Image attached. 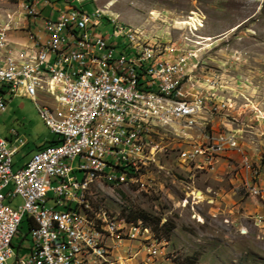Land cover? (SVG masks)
<instances>
[{
    "label": "built area",
    "instance_id": "built-area-1",
    "mask_svg": "<svg viewBox=\"0 0 264 264\" xmlns=\"http://www.w3.org/2000/svg\"><path fill=\"white\" fill-rule=\"evenodd\" d=\"M26 10L33 17L40 13ZM17 18L13 13L0 15V61L4 63L0 112L13 97H29L57 138L13 169V157L26 142L16 131L10 132V139L0 137V264L9 260L11 264H153L154 258L162 257L161 243L121 223L113 234H105L107 216H97L91 205L79 206L84 192L71 191V183L80 184L78 174L94 173L96 165H104V172H119L121 180L128 177L132 155L145 145L142 136L154 130L167 129L185 140L188 146L180 152L179 161L195 172L205 166L200 157L213 159V153L209 147L194 153L193 143L212 139V145L229 149L223 160L235 163L239 180L264 185V174L241 148L238 136L227 142V135L234 132L207 131L205 120L194 117V109L207 111V98L189 92L193 85L186 79L189 58L179 51L177 42L150 48L147 39L145 46H137L125 30L100 34L97 27L105 19L99 18L97 10L88 14L69 2L54 18L42 19L41 34L27 31L26 37L10 36L23 30ZM116 34H123L126 50H118ZM130 48L142 52V59L131 58ZM40 82H47V94H40ZM141 91H160V97L189 103L191 113L144 106ZM208 101L210 108H222ZM184 120L195 121V129H184ZM124 126L136 132L137 144H126L129 134H124ZM112 134H119V142H112ZM115 150L127 152V160L115 158ZM16 197L22 202L10 205ZM70 198L78 199L74 213L61 209V202L70 203ZM25 216L31 243L18 246L15 253L13 238ZM258 216L254 219L263 224ZM67 218H74V225H67ZM94 223H102L101 233H93ZM54 231L63 232L62 242H54ZM123 231H130V238H123ZM87 243H95V251H87ZM22 246L25 255L19 258ZM69 246L77 247V255H69Z\"/></svg>",
    "mask_w": 264,
    "mask_h": 264
},
{
    "label": "rangeland",
    "instance_id": "rangeland-1",
    "mask_svg": "<svg viewBox=\"0 0 264 264\" xmlns=\"http://www.w3.org/2000/svg\"><path fill=\"white\" fill-rule=\"evenodd\" d=\"M29 1L0 0V15L13 13L17 26L23 28L10 36L26 37L29 30L41 34L42 19L54 18L69 2L88 14L105 10L115 19L112 25L103 18L97 27L100 34L127 30L137 46H145L147 39L150 48L177 42L179 51L189 58L186 79L193 84L189 92L207 98V111L201 109L194 117L203 114L207 131L234 132L228 135L234 141L238 136L241 148L264 174V0H86L83 4L40 0L34 8L40 12L36 21L26 10ZM118 36L121 47L126 42L123 34ZM190 51L192 57H188ZM208 100L222 108H210ZM184 129L194 130L195 125ZM11 131L26 142L13 157V169L25 163L35 147L57 138L40 118L34 101L20 95L0 112V137L10 139ZM146 139L137 176L129 174L113 182L96 179L91 184L87 199L94 210H102L108 220L127 228L131 224L135 233L161 243L164 254L154 258L153 264H264V222L259 225L254 219L259 215L264 220V185L239 180L235 163L223 160L229 156L228 148L213 151L204 140L194 142V153L204 147L213 153V159L200 157L205 166L195 172L192 166L180 164V152L188 146L184 139L167 129L154 130ZM78 176L81 180L82 175ZM195 192H201L202 198L195 199ZM21 202L16 197L9 204ZM139 213L145 221L126 217ZM166 221L174 227L171 231L168 226L161 228L160 233L158 228ZM28 228L25 216L13 238L15 253L18 246L31 243ZM123 238L130 235L123 231ZM21 250L23 246L19 258L25 255Z\"/></svg>",
    "mask_w": 264,
    "mask_h": 264
},
{
    "label": "bare ground",
    "instance_id": "bare-ground-1",
    "mask_svg": "<svg viewBox=\"0 0 264 264\" xmlns=\"http://www.w3.org/2000/svg\"><path fill=\"white\" fill-rule=\"evenodd\" d=\"M97 13L100 19L109 18V22L112 25H115V19L110 17V15L101 9H97ZM129 37H132L133 41L135 42V36L131 33L129 34L127 30H125ZM113 33H116L113 30ZM119 34H116V38H119ZM136 44V42H135ZM137 45V44H136ZM118 50H126V44L119 47ZM130 57L135 59H142V52H139L137 48H130ZM0 70H4V63L0 61ZM40 94H47V82H40ZM141 98L144 99V106L147 107H158V108H166L172 109L174 111L182 112V113H191V106L189 103H186L182 100H176L172 97H160V91H141ZM201 109H194V114L198 113ZM199 120H204L206 118L202 115L197 117ZM195 125V121L192 120H184V126L186 125ZM51 131V127H48ZM124 134H129L126 137V144L128 145H135L138 143V136L136 132H131V126H124ZM147 134L142 136V144L146 143ZM207 145L213 151H217L220 149L219 145H212V139H203ZM112 142H119V134H112ZM227 142H234V136L227 135ZM144 146H139V154L132 155V164L133 167L129 170V174L137 176V171L139 167V163H143L144 159V151L147 149ZM141 156V158H140ZM115 158H120V160H127V152H122V150H115ZM128 177H125V180ZM96 179L99 180H107L109 182L119 181L121 180V175L117 176L115 171H108L104 172V165H96L94 166V173L84 174L79 183H71V191H80L82 190L84 194L79 199V206L81 207H88L90 206L87 194L91 187V184L95 182ZM196 193V192H195ZM193 195V194H191ZM196 196L201 199L202 194L200 192L196 193ZM78 206V199L77 198H70L69 202H61V209H65L66 213H74V208ZM94 213L97 216H106L105 212L100 209H95ZM200 219V218H199ZM119 223L117 221L106 220L105 222V234H113L115 232V228ZM128 224V223H127ZM67 225H74V218H67ZM126 225V224H124ZM123 225V226H124ZM128 228L134 229L131 224ZM102 230V223H94L93 224V233H101ZM245 232L244 230L242 231ZM130 235V231H126ZM63 241V232L61 231H54V242H62ZM87 251H95V243H87ZM69 255H77V247L76 246H69Z\"/></svg>",
    "mask_w": 264,
    "mask_h": 264
},
{
    "label": "trees",
    "instance_id": "trees-1",
    "mask_svg": "<svg viewBox=\"0 0 264 264\" xmlns=\"http://www.w3.org/2000/svg\"><path fill=\"white\" fill-rule=\"evenodd\" d=\"M50 144H53V143H55V140H53V141H51V142H49ZM42 146H37V147H35V149H34V151H36V150H38V149H40ZM34 151H32V152H34ZM141 214L139 213V214H135V215H131V214H129V215H127L126 217L128 218V220H131V221H133L132 219H134V220H144V217L142 216V218H141ZM145 221V220H144ZM134 222V221H133ZM158 225V222H156V226ZM166 226H168V228H167V231H171V229H173V225L172 224H169V222H165V223H163V225L162 226H159V228H158V230L160 231V233H161V228L162 229H164V228H166ZM156 229V228H155Z\"/></svg>",
    "mask_w": 264,
    "mask_h": 264
},
{
    "label": "crops",
    "instance_id": "crops-1",
    "mask_svg": "<svg viewBox=\"0 0 264 264\" xmlns=\"http://www.w3.org/2000/svg\"><path fill=\"white\" fill-rule=\"evenodd\" d=\"M32 3L29 5V8H35V6L38 4V2L40 1V0H30ZM29 1V2H30ZM65 1H67V0H65ZM45 2V1H44ZM67 5H65L64 7H66ZM60 10V9H59ZM39 16V14L37 15V16H35V17H38ZM34 17V18H35ZM35 21H36V18H35ZM34 21V22H35ZM31 22V21H30ZM28 30H29V24H28ZM37 30V29H36ZM29 31H31V30H29ZM34 32H37V31H34ZM21 164H23V162L21 163ZM21 166V165H20Z\"/></svg>",
    "mask_w": 264,
    "mask_h": 264
}]
</instances>
